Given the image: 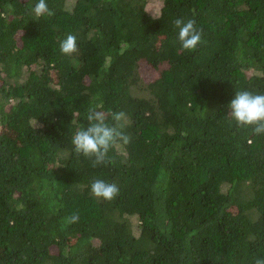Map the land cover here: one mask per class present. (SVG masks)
I'll list each match as a JSON object with an SVG mask.
<instances>
[{
	"label": "trees",
	"instance_id": "1",
	"mask_svg": "<svg viewBox=\"0 0 264 264\" xmlns=\"http://www.w3.org/2000/svg\"><path fill=\"white\" fill-rule=\"evenodd\" d=\"M37 2L0 0V264L264 257V134L227 117L236 91L264 94V0H46L42 17ZM177 18L203 30L195 50ZM96 104L126 114L130 143L94 166L71 139ZM96 179L119 195L96 198Z\"/></svg>",
	"mask_w": 264,
	"mask_h": 264
},
{
	"label": "clouds",
	"instance_id": "2",
	"mask_svg": "<svg viewBox=\"0 0 264 264\" xmlns=\"http://www.w3.org/2000/svg\"><path fill=\"white\" fill-rule=\"evenodd\" d=\"M36 17L54 15L49 9L46 0H38L32 8ZM153 14V19L156 14ZM174 26L178 29V40L181 48L185 51L195 50L201 43L203 30L197 29L196 21L182 18L174 20ZM76 37L68 34L60 43V51L64 55H72L77 52ZM227 117L237 123L239 127H253L255 134H264V94H253L248 90L236 91L231 100ZM72 124L75 126L71 144L76 154H82L87 158H94L93 165H102L108 162L109 152L112 148L121 143H130V137L122 129L127 119L126 114L115 112L111 114L112 124L107 123V116L100 104L90 107L87 111L86 119L88 127L78 124L75 114H73ZM91 193L96 198L111 201L119 195V187L115 183H108L101 179L94 180L90 185ZM79 214H72L65 218L68 224L77 223ZM253 264H264V257H256Z\"/></svg>",
	"mask_w": 264,
	"mask_h": 264
},
{
	"label": "rangeland",
	"instance_id": "3",
	"mask_svg": "<svg viewBox=\"0 0 264 264\" xmlns=\"http://www.w3.org/2000/svg\"><path fill=\"white\" fill-rule=\"evenodd\" d=\"M160 6H162V4H160L159 2H149L148 4V8L147 10L152 14V13H157ZM140 72L142 74V76L146 79V80H154L156 78V73L153 69V67H151L150 65L146 64V63H142L141 67H140Z\"/></svg>",
	"mask_w": 264,
	"mask_h": 264
}]
</instances>
